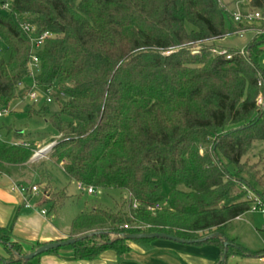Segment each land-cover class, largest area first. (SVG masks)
Returning <instances> with one entry per match:
<instances>
[{
  "label": "trees",
  "instance_id": "obj_1",
  "mask_svg": "<svg viewBox=\"0 0 264 264\" xmlns=\"http://www.w3.org/2000/svg\"><path fill=\"white\" fill-rule=\"evenodd\" d=\"M250 7L264 10V0ZM23 23L35 28L33 36L52 35L37 52L33 83L50 90L57 111L43 100L27 115L58 137L5 128L0 173L31 167L45 142L55 145L39 168L61 167L77 184L122 195L113 209L93 207L72 220L69 239L99 234L69 247L76 261L106 251L122 257L128 243L154 241L121 235L225 237L231 222L251 212L253 197L264 204V160H243L264 142V39H252L244 55L222 48L231 59L214 54L217 41L210 40L241 28L221 0H14L0 8V111L31 90L33 47ZM163 183L172 188L169 203L154 210ZM42 190L52 211L70 198L66 188ZM227 241V258L264 257ZM204 244L219 247L216 264H224L223 241ZM30 250L0 227V264H33L20 260Z\"/></svg>",
  "mask_w": 264,
  "mask_h": 264
},
{
  "label": "crops",
  "instance_id": "obj_2",
  "mask_svg": "<svg viewBox=\"0 0 264 264\" xmlns=\"http://www.w3.org/2000/svg\"><path fill=\"white\" fill-rule=\"evenodd\" d=\"M37 147L40 148V144ZM35 163L31 162V165ZM48 177L47 185L57 190L51 183V177ZM37 179V174L29 178L20 175V170L12 175L0 173V227L10 230L28 250L37 244L43 246L69 239L70 234V226L68 229L62 228L57 223L62 208L51 210L50 204L45 203L48 194L43 188L37 196H28L31 207H25V195L18 188L22 185H35ZM43 211L47 214L43 215ZM128 246L129 253L122 257L114 251H106L91 261H76L72 249L67 247L56 254H44L34 260L33 264H216L221 256L220 248L212 244L182 245L167 240H154L148 247L135 243H128ZM227 264H264V258L231 256L227 258Z\"/></svg>",
  "mask_w": 264,
  "mask_h": 264
},
{
  "label": "rangeland",
  "instance_id": "obj_3",
  "mask_svg": "<svg viewBox=\"0 0 264 264\" xmlns=\"http://www.w3.org/2000/svg\"><path fill=\"white\" fill-rule=\"evenodd\" d=\"M4 1H6L9 8H11L14 0ZM221 1L223 3V6L228 11L243 12L245 10L243 5L238 4L240 0ZM251 40L252 36L250 35H247L244 39H239L236 36H230L225 38L224 40L217 41L215 45L218 49H222L225 47H235L242 50L246 48L247 44ZM0 48H4L3 45L0 44ZM263 60L264 55L262 57V61ZM36 75H38V71H34V74L26 80V86H28L29 88L34 87L33 79ZM36 91L43 92V90H41L40 88H36ZM29 107L30 103L27 100L15 102L10 106L9 115L0 119L1 140H4L5 138V128L11 126L17 129H25L26 132L29 133L40 131L48 134L50 137H58L56 132L52 130L48 125H40V120L36 118H31L29 120V117L27 115ZM51 109L53 111H57L56 105L51 104ZM50 145L52 144L47 145L45 144V142L40 144V148L35 149L33 157L36 155V153L41 152ZM47 155L41 159H37L36 163L34 165H31V167L26 166L25 169L20 173H22V175H24L25 177L30 178L33 175L37 174L36 171L38 173L40 172V174L37 175V180L39 181L40 185H36L39 190L41 188H44V186H48V176L51 177V183L55 188H57L58 191L66 188L67 195L70 198L67 200L66 205L61 209L59 218L57 219L58 225L62 228L66 227L68 229L72 219L82 212H85L93 207L113 209L115 202L120 200L122 196L121 192L115 190H96L94 195H88L85 191L79 190L78 184L69 180L68 177H66L65 173L59 167L45 164L46 167L41 168L40 166V169L37 163L41 162V160H45V158H47ZM246 159L250 164L258 163L261 160H264V142L254 143L250 152L243 160L245 161ZM36 167L39 168V170H37ZM171 190L172 188L167 183L162 184V196L164 198L161 204L162 206H168ZM225 236L236 239L237 242L245 247L250 253L255 254L260 252L264 249V215L261 213L260 209L257 211L251 210V212L247 213L242 218L231 222V224L227 226L225 230Z\"/></svg>",
  "mask_w": 264,
  "mask_h": 264
},
{
  "label": "built area",
  "instance_id": "obj_4",
  "mask_svg": "<svg viewBox=\"0 0 264 264\" xmlns=\"http://www.w3.org/2000/svg\"><path fill=\"white\" fill-rule=\"evenodd\" d=\"M252 0H240L238 3L239 5H243L245 10L243 12H233V18L234 21L241 27L236 32L226 34L225 36L220 37L219 39L213 38L210 41H220L224 40L227 37L230 36H236L239 39H244L247 35L252 36V39L255 38H261L264 39V10L261 9H254L250 7V3ZM0 8L2 10H9V6L6 1L0 0ZM247 8V9H246ZM21 30L23 33H25L29 41L32 44L33 50L31 54V61L29 63V68L32 74L35 70H38L39 67V59L37 56L38 50L43 46L44 42L50 38L52 35L49 32H44L40 35L33 36L35 33V28L31 27L28 23L21 24ZM246 48L242 49L240 51L241 55L245 54ZM214 54H218L221 56H226L227 59H231V55L227 53L226 50L214 48L212 50ZM36 87L34 85L33 88L29 91V93L26 96V100L33 105L40 104L43 100L47 104H51L53 102V96L50 90H45L43 92H37ZM259 104L262 103V99L259 100ZM10 113L9 110H3L0 111V119L3 117L8 116ZM39 153H36L35 156H37ZM34 156V157H35ZM33 157V158H34ZM78 188L81 191H85L88 195H94L96 192V189L93 187H87L83 184H78ZM20 192L25 195V207L30 208V201L28 200V196H37L40 193L39 188L36 185H22L18 188ZM254 198V205L252 206V210L257 211L260 209L261 213L264 215V204L261 202V200L257 197ZM133 208L136 209L137 205L134 204ZM162 208V205L157 204L154 207V210H159ZM43 215L47 214L45 211L42 212ZM127 228V227H126ZM264 258V257H263Z\"/></svg>",
  "mask_w": 264,
  "mask_h": 264
},
{
  "label": "water",
  "instance_id": "obj_5",
  "mask_svg": "<svg viewBox=\"0 0 264 264\" xmlns=\"http://www.w3.org/2000/svg\"><path fill=\"white\" fill-rule=\"evenodd\" d=\"M54 145L55 144H52L48 146L46 149L39 152V154L32 159V162H35L37 159H41L45 157L52 150ZM95 235H99V234L97 233L86 234V235L79 236L76 238H71V239H66V240H62V241L51 243V244H46V245L40 246L39 248L28 253L25 256H21L20 260L25 263L29 261H33L34 259L44 254H47L53 250H58V249H63V248L74 246L78 242L89 239ZM121 237L127 241L167 240V241L175 242V243L182 244V245H199V244L207 243L209 240H212V239H220L223 241V244H224L223 257H222V262L224 264H226L227 262L228 247L230 246V243L227 241V239L221 236L220 234H213V235H210L208 237L201 238L198 240H185V239H180L178 237H174V236L163 234V233L128 234V235H121Z\"/></svg>",
  "mask_w": 264,
  "mask_h": 264
}]
</instances>
